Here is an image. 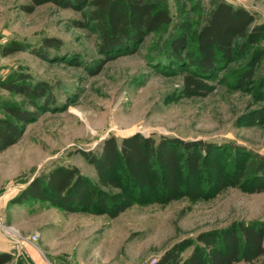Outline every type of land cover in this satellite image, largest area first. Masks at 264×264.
Wrapping results in <instances>:
<instances>
[{"label":"rangeland","instance_id":"374dc122","mask_svg":"<svg viewBox=\"0 0 264 264\" xmlns=\"http://www.w3.org/2000/svg\"><path fill=\"white\" fill-rule=\"evenodd\" d=\"M27 1L0 0V46L18 40L47 54L0 52V80L17 73L44 80L51 84L56 106L37 112L21 139L0 153V243L12 257L6 264H155L174 243L195 241L201 232L235 222L264 225V192L255 191L264 185V168L250 167L257 155L264 157V35L202 77L206 95H191L183 89L190 67L169 55L168 42L180 20L176 0H161L173 17L170 24L147 36L136 53L106 61L95 74L104 57L97 49L98 33L76 25L85 22L83 13L52 4L23 13L19 6ZM217 1L185 0L192 24L181 57L194 49L193 35ZM224 1L264 21V0ZM44 37L59 39L61 45L43 47ZM251 66L254 73L242 85L239 76ZM2 100L32 107L0 88ZM5 116L0 109V117ZM138 132L218 145L212 156L228 185L212 192L213 172L207 168L210 176L201 182L200 198L135 202L115 218L70 212L32 197L11 202L32 179H43L62 165L77 167L98 189L119 192L100 185L94 166L81 153L98 151L107 136L120 142ZM191 247L183 248L181 256L189 255ZM234 264H264V254Z\"/></svg>","mask_w":264,"mask_h":264},{"label":"trees","instance_id":"16d2710c","mask_svg":"<svg viewBox=\"0 0 264 264\" xmlns=\"http://www.w3.org/2000/svg\"><path fill=\"white\" fill-rule=\"evenodd\" d=\"M161 0H28L19 6L24 13H32L42 4H52L63 9L81 11L85 22L77 26L90 27L99 35L97 49L104 57L92 71L98 73L103 63L122 54H133L143 40L172 22V15ZM180 20L178 31L168 42L170 57L190 67L184 76L187 94L206 95L208 84L202 77L215 70L222 60L231 61L235 53H242L248 45L257 43L264 35V21L256 22L255 13L239 5L218 0L206 14L193 35V50L181 57L187 46L191 18L186 12L185 0H176ZM89 7L86 12L85 8ZM59 39L44 37L41 46L57 48ZM27 49L36 56L46 51L28 47L18 40L0 46L2 56ZM255 61H258L255 58ZM254 73V66L239 77L242 85ZM0 88L21 96L32 107L15 101H0V109L7 115L0 117V153L16 143L28 123L37 119V112L56 106L51 84L42 80L31 81L29 75L17 73L9 80H0ZM203 89V90H202ZM98 151H82V156L94 166L99 183L104 188L119 192H106L91 184L77 167L60 166L49 170L42 179L36 177L25 186L11 202L29 197L49 201L57 208L70 212L87 211L115 218L133 203H169L178 197L196 200L202 196L201 182L213 174L212 192L223 189L228 183L219 163L212 156L218 145L205 140H182L174 136L153 138L140 132L124 136L117 142L113 135L100 143ZM214 159V160H213ZM251 168H264V157L257 155L250 161ZM119 174L123 175L120 180ZM208 176V177H209ZM264 186V185H262ZM257 186L255 191L264 192ZM195 241L174 243L164 251L155 264H234L252 261L264 254V225L242 222L207 230L196 235ZM191 247L189 255L181 250ZM12 260L10 253L0 251V264Z\"/></svg>","mask_w":264,"mask_h":264},{"label":"crops","instance_id":"0c3cea01","mask_svg":"<svg viewBox=\"0 0 264 264\" xmlns=\"http://www.w3.org/2000/svg\"><path fill=\"white\" fill-rule=\"evenodd\" d=\"M1 233V230H0ZM2 243H0V250L1 251H7L9 247H5L4 245H1Z\"/></svg>","mask_w":264,"mask_h":264}]
</instances>
